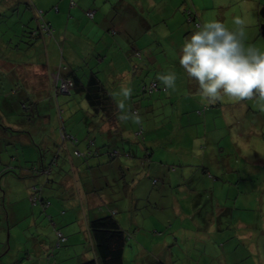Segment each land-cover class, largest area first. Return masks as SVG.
Instances as JSON below:
<instances>
[{
    "label": "rangeland",
    "instance_id": "obj_1",
    "mask_svg": "<svg viewBox=\"0 0 264 264\" xmlns=\"http://www.w3.org/2000/svg\"><path fill=\"white\" fill-rule=\"evenodd\" d=\"M75 1L77 5L71 7L70 0H0V176L10 173L5 170L10 163L14 176L30 178L22 176L18 164L31 167L41 159L50 162L61 144L72 147L73 156L77 146L83 150L93 142V149L98 148L96 157L76 158L78 166L86 161L96 165L98 159L104 162L110 149H118L121 156L94 171L93 166L88 172L79 169L81 193L53 201L61 210L75 213L73 221L80 229L74 234L79 241L72 239L58 248L52 214H36L38 226L28 216L10 233L14 221L12 215L8 218L9 207L3 206L0 196V264H78L93 254L83 228L86 212L90 217L103 215L102 206L117 211L115 216L127 232L124 264H264V167L252 162L258 157L255 150L264 158V128L253 99L200 102L174 57L192 34L179 30L180 23L174 28V0ZM180 1L176 20L185 21L184 9L197 10L186 7L190 0ZM210 6L199 22L219 20L235 31L239 26L234 18L246 19L245 45L264 52V0H214ZM88 10H96L94 18ZM40 11L53 28L52 35H34ZM191 26L193 32L198 28ZM47 54L51 68L62 60L85 80L91 70L99 71L117 104L123 98L118 95L120 86H130L128 106L132 112L138 109L142 125L120 122V133L109 130L104 117L94 115L84 96L74 90L56 94L53 87H37L38 94L30 93L29 82L37 76L30 62H42ZM126 70L129 75L124 77ZM169 71L177 74L175 91L142 92L152 81L165 87L157 74ZM42 80L37 84L42 85ZM7 122L19 124L24 132L10 131L5 128ZM139 129L143 131L138 136ZM62 132L74 139L64 142ZM14 155L18 159L12 162ZM129 159L131 170L122 169ZM61 169L60 174L65 169L70 172ZM217 178L232 183L244 195L231 198L220 190L224 200L213 192L200 200L190 194L202 183L208 189ZM15 187L22 192V184ZM30 205L20 201L19 214L35 207ZM79 209L86 210L80 220ZM63 216L54 215L53 220L69 235L59 219ZM28 224L32 227L27 228ZM46 239L45 245L39 244Z\"/></svg>",
    "mask_w": 264,
    "mask_h": 264
},
{
    "label": "trees",
    "instance_id": "obj_2",
    "mask_svg": "<svg viewBox=\"0 0 264 264\" xmlns=\"http://www.w3.org/2000/svg\"><path fill=\"white\" fill-rule=\"evenodd\" d=\"M77 2L75 0H70V6H76ZM186 15V21L188 23L194 24L196 27L201 25V22H199V16L198 13H194L191 10L184 9L183 10ZM91 18H94L96 15V10L94 11H87ZM92 13V15H91ZM40 17H37L38 19V27L34 29V35L37 37H43V35H52L53 34V28L45 20L43 17L42 11L39 13ZM110 33L114 34L116 33V30H109ZM112 34V35H113ZM135 53L140 54L139 51L135 50ZM46 64V63H43ZM54 81L52 82L53 88L55 90L56 94L59 93H71L72 90H74L77 93H80L84 96L85 100L88 103V106L92 109L94 115H102L104 119L106 120V123L108 124L109 130H113L114 132L120 133L122 130V125L120 121L117 119L118 115V109H117V102L114 99L112 95V91L108 87V85L105 83V81L100 77L99 71L91 70L87 79L85 80L80 73L77 71L76 68L70 67L68 65H65L62 60H60L59 65L57 66L54 74H53ZM66 83L68 85V92H61L60 86L62 83ZM151 84H145L143 86L142 92H154L155 90H166L165 87H161V84L159 82H150ZM133 112L138 113V109H135ZM2 126V125H1ZM5 128L9 129L13 132H24L23 129L14 130L12 128H8L5 126ZM143 129V128H142ZM143 131V130H142ZM141 129H139L137 132V135H142ZM62 138L64 139V142L68 138L74 139L72 135H68L66 133L62 132ZM73 142H75L73 140ZM93 142L91 144H87L85 146V149L81 150L78 146L74 149L73 153L75 157H83L86 160L92 156H98L99 151L96 147L93 149ZM64 144H61L60 147H62ZM77 145V144H74ZM55 150L53 153V159L50 160V162H47L46 165H44V160L41 159L37 166L33 165V168H30V171L33 176H37L40 174H45L48 179L53 181H57L54 177L50 176L53 173V170L55 169L54 173L58 172L60 174V171L65 166L62 164V166H59V162L61 158H64V154H62L63 149L60 148ZM66 150V149H64ZM106 153V150L103 151ZM108 153V159L104 160V162H101V159H98L99 163L96 165H91L94 167H100L103 164L111 163L114 159L116 160L119 156H121V153L118 149L114 150H107ZM103 154V153H102ZM126 155H129V153H126ZM149 155V154H148ZM152 155V154H151ZM18 159L17 156H12V162L14 160ZM60 159V160H59ZM106 161V162H105ZM86 163V162H85ZM84 163V164H85ZM68 165V163H67ZM18 168L19 165L17 166ZM32 167V166H31ZM57 167V168H55ZM14 166H11L10 163L7 165L5 164V170L7 172H14L12 169H14ZM93 168V167H92ZM65 173H70L66 169L64 171ZM63 173V175L65 174ZM1 177V176H0ZM18 177V176H17ZM225 182V184L232 186V183H227V181L222 180ZM52 185V184H51ZM50 185V186H51ZM48 185V187H50ZM48 189V188H45ZM2 186L0 184V191H2ZM44 190V185L42 183H36L34 186L31 187L30 194L28 196L29 202L32 204V206H36L41 204L43 207V210L48 209L51 205L50 199H44L41 192ZM232 191H235L236 194H233ZM239 191V190H238ZM236 187L231 188L230 197L231 195L234 198L238 193ZM243 192H239L238 195H241ZM244 195V193H243ZM246 197V195H245ZM101 210V209H100ZM106 211L105 214L95 217H90L88 222V228L90 231L91 239L90 241V247L93 251L92 256L88 258H84L81 262L78 264H124V255L126 251L127 246V240L128 235L126 230L123 228L117 217L115 216L117 211L116 210H104ZM103 212V211H101ZM50 218H52V215H50ZM53 220V219H52ZM72 225H74L72 223ZM57 238H56V247H60L66 242H68V239L70 240V233L69 235L65 234L63 231L57 228L56 230ZM74 235H72L73 237Z\"/></svg>",
    "mask_w": 264,
    "mask_h": 264
},
{
    "label": "clouds",
    "instance_id": "obj_3",
    "mask_svg": "<svg viewBox=\"0 0 264 264\" xmlns=\"http://www.w3.org/2000/svg\"><path fill=\"white\" fill-rule=\"evenodd\" d=\"M234 24L239 26L235 31L219 20L199 25L185 39L179 64L195 81L201 103L216 104L225 96L241 101L254 99L264 111V103H260L264 102V52L252 44L245 45L246 19L235 17ZM157 79L166 90H176L175 71L159 73ZM118 95L123 98L117 104V119L142 125V117L128 106L132 88L122 84Z\"/></svg>",
    "mask_w": 264,
    "mask_h": 264
},
{
    "label": "crops",
    "instance_id": "obj_4",
    "mask_svg": "<svg viewBox=\"0 0 264 264\" xmlns=\"http://www.w3.org/2000/svg\"><path fill=\"white\" fill-rule=\"evenodd\" d=\"M210 1L214 2V0H190L191 5L186 6V7L195 8L197 10L199 19H204V18H206L205 10L213 7V6H210ZM151 2L156 3L155 0H152ZM183 2H184V0H183ZM180 3H181L180 0H174V28H175L176 24L180 23V24H182V26L179 30H181L185 34L189 33V35H190V32L193 33L191 24L187 27L186 24H189V23L188 22L186 23V19H185V21L183 19H180V21L176 20V17L178 15V11H179V9H181ZM142 7H144V5H142ZM220 7H222V5ZM199 10H200V12H199ZM180 18H182L181 15H180ZM185 18H186V15H185ZM203 21L206 22L205 20H203ZM203 21L201 23H204ZM118 27L120 28L121 25H118ZM179 34H180V36H182V33H179ZM49 56H50V54L49 55L47 54L46 58L44 57L42 59V62H36V61L30 62L31 71H33V73H36V75H37L36 77L32 78L31 81L29 82L31 84L30 85L31 89H28V87L26 86L28 91L32 94H38L40 92V91H37V87L38 88H47L48 90L50 87H53V84H52V82L54 81L53 74H54L56 68H51L52 65L50 64V57ZM176 56L179 60L180 59V49H179V51H177V53L175 54L174 57H176ZM54 57H55V59H54ZM54 57H53L52 61L55 64H57L56 62H57L58 57H57V59H56V56H54ZM45 59H47L46 62L44 61ZM52 61H51V63H52ZM43 63H46V64H43ZM114 70H116L115 67H114L113 71ZM114 72H115V74L119 73V72L116 73V71H114ZM128 73H129V71L126 70L124 77H127L129 75ZM39 78L43 79L41 81L42 85L37 84V80ZM47 80H49V85H45ZM188 82L191 83L190 85L192 87V91L196 92L197 85H196L195 81L189 79ZM47 93L49 95V91ZM225 97H227V96H225ZM40 99H43V98H40ZM222 100H224V99H222ZM229 100L236 101L237 99L229 97ZM256 102L257 101L253 99V104L255 105V109H256V111H255L256 116L260 118V126L261 127L263 126V128H264V111H261L259 104H256ZM220 104H222V102H220ZM209 119H210L209 116H206L204 118L205 121H207ZM7 123L8 124L6 126L8 128H12L14 130H19V127H18L19 124H13L12 122H7ZM206 125H207V123H206ZM255 126L258 127L257 125H255ZM61 148L64 151V152H62L64 154V158L67 159V160H64L63 165L67 169H70V173L68 174V173H65L64 171L61 174H59L58 172L54 173V171H55V169H54L53 173L50 176L57 179V181L52 180V182H51V180L48 179L47 176L43 173L40 175H37V176H33L31 171H30V168H33L34 166L30 167V165H27V164H24L23 166L21 164L20 165L18 164L21 171H22V176H26V175L31 176L30 178H28L26 180L22 179L21 176L20 177L14 176L12 174V172L7 173L5 175H2L0 177V184H1L2 189H3L2 191H0V196L3 199V206L5 208L9 207V209L7 211L8 218L10 219V217L12 215V219L14 221V223L12 225H10V227L8 228V231L10 233L12 231L11 230L12 227H14L16 224L20 223L23 219L28 218V216H32L35 220V222H34L35 226H38L39 224L37 221L36 214H39L40 212L52 214V218H50V216H49V218H50V221L53 222V225L55 226L56 230H57V228L61 230V227H59V224H57V222H55V220H52V219H53L54 215L59 216L60 213L61 214L63 213L64 216L59 217V219L62 220L63 229L66 226L67 232H69L71 235H74V234H77L80 232V229L77 227V225H75V223L73 221V220H75V217H76L75 213L71 214L64 209L61 210L60 205L57 204L56 202L54 203L53 201H55V200L65 201L70 196L74 195L77 191L79 193H81L82 186H80V181L77 179V173H79L78 172L79 169H80V173L81 172H88V169H90L89 166L91 164V161H86L85 164L78 166V165H76V158L77 157H74L72 155V152H71L72 147L68 146L67 144H64ZM64 149H66V150H64ZM255 151L258 153V157H257V159H254L252 162L257 167H259V166L264 167V158L262 156H260V158H259V152L257 150H255ZM68 159L71 161V166H70V161ZM16 160H17V158H16ZM61 160H62V158H61ZM48 161H49V159H45L44 165H46ZM19 163H23V162L19 161ZM67 163H68V165H67ZM108 165H109V163L103 164L102 166H108ZM35 166H37V165H35ZM132 167H133V165H132L131 160L127 163H122V166H121L122 169L128 170V171H130ZM92 171H94V166L92 168ZM256 172H258V171H256ZM63 173H65V174L63 175ZM87 175H88V173H87ZM36 183H42L44 185V190H43V192H41V194L44 197V199H50L52 201L51 205L48 209H45V211H44L42 205L39 204V205H36L35 207H32V209L29 210L27 214L20 215L18 212L19 202L23 200V201H26V203L29 206H31L29 203L28 196L30 194L31 187L34 186V184H36ZM18 184L23 185L22 192H16L15 185L17 186ZM48 185L49 186L51 185V186L48 187ZM45 188H48V189H45ZM87 188L92 190V191L95 189V187H93L92 185H88ZM231 188H232V186L230 187L229 185L225 184L224 181H222L221 179L219 180V178H217L216 180L210 182L208 189L205 188V184L202 183V187L196 186L195 188H193V190L190 192V194L193 195L194 199L202 200L205 198L206 193L213 192L212 195L217 196L220 200H222L223 198H222V196H220L221 193H219L218 191L221 190V192H226L228 194V197H230L229 195L231 192ZM75 189H76V191H75ZM224 196L226 197V195H224ZM228 197H227V199H228ZM6 200H7V203H6ZM97 209L98 208L95 207L92 210L96 211ZM99 209H101L100 211H104L103 206ZM85 211H86L85 209L84 210L79 209L78 220L81 219V215L83 213L85 214ZM89 219H90V214L86 212V215H85L86 226L84 225L83 228L86 232L85 238L88 240L91 239L90 231L88 228L89 227L88 226ZM72 223H74V225H70ZM242 224H243V222L240 223V225H242ZM50 226H52V225H50ZM31 227H32V225L28 224L27 228H31ZM36 230L40 231L39 227H36ZM64 230L66 231V229H64ZM211 230L212 229H210V225H209V228L207 229V231L209 232ZM54 236L56 239L57 234L55 233ZM73 237H75V238L71 237L70 240L68 239V241H71L72 239L79 241V238H80L79 236L74 235ZM46 241H48V240L47 239L43 240V242L39 243V244L45 245ZM9 247H10V245H9Z\"/></svg>",
    "mask_w": 264,
    "mask_h": 264
},
{
    "label": "built area",
    "instance_id": "obj_5",
    "mask_svg": "<svg viewBox=\"0 0 264 264\" xmlns=\"http://www.w3.org/2000/svg\"><path fill=\"white\" fill-rule=\"evenodd\" d=\"M92 15V13H91ZM60 91L61 92H68V85L66 83H62V85L60 86Z\"/></svg>",
    "mask_w": 264,
    "mask_h": 264
}]
</instances>
